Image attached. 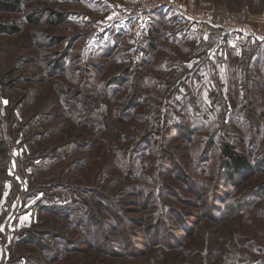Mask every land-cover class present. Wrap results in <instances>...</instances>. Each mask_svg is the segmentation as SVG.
I'll return each mask as SVG.
<instances>
[{
    "label": "rangeland",
    "instance_id": "1",
    "mask_svg": "<svg viewBox=\"0 0 264 264\" xmlns=\"http://www.w3.org/2000/svg\"><path fill=\"white\" fill-rule=\"evenodd\" d=\"M0 5V264H264V0Z\"/></svg>",
    "mask_w": 264,
    "mask_h": 264
},
{
    "label": "built area",
    "instance_id": "2",
    "mask_svg": "<svg viewBox=\"0 0 264 264\" xmlns=\"http://www.w3.org/2000/svg\"><path fill=\"white\" fill-rule=\"evenodd\" d=\"M245 16L243 14H237V13H229L227 14L223 21L222 25L219 26L220 28V36L222 38H225L226 36L230 34H236L238 32V28L242 23H244Z\"/></svg>",
    "mask_w": 264,
    "mask_h": 264
},
{
    "label": "trees",
    "instance_id": "3",
    "mask_svg": "<svg viewBox=\"0 0 264 264\" xmlns=\"http://www.w3.org/2000/svg\"><path fill=\"white\" fill-rule=\"evenodd\" d=\"M4 5H0V7H3ZM6 7L9 6H4V8H0L1 10L6 9ZM5 28H0V32H4ZM228 158H230L231 163L233 164V167L235 168V170H238L240 168H243L246 164L242 159H237V158H233L231 156V154H229V156L227 155Z\"/></svg>",
    "mask_w": 264,
    "mask_h": 264
},
{
    "label": "crops",
    "instance_id": "4",
    "mask_svg": "<svg viewBox=\"0 0 264 264\" xmlns=\"http://www.w3.org/2000/svg\"><path fill=\"white\" fill-rule=\"evenodd\" d=\"M262 18H263V17H262ZM248 21H249V20H248ZM256 21H259V20H257V19H256ZM243 29L245 30V28H244V27H243ZM245 31H246V30H245ZM238 32H241V31L238 29ZM241 33H242V32H241Z\"/></svg>",
    "mask_w": 264,
    "mask_h": 264
}]
</instances>
